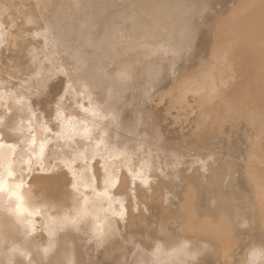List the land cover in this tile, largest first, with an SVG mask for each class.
Instances as JSON below:
<instances>
[{"label":"bare ground","instance_id":"bare-ground-1","mask_svg":"<svg viewBox=\"0 0 264 264\" xmlns=\"http://www.w3.org/2000/svg\"><path fill=\"white\" fill-rule=\"evenodd\" d=\"M207 1L216 0H31L36 9L38 7V9L45 10L40 13L44 14V17L40 15L43 17L40 20L43 19V21L36 27V29L42 30L31 33L33 39L34 36H39L43 44L46 43V40L50 43L49 50L48 44L44 45L47 48L43 47V49V44L41 43L42 45L39 47L40 44L37 43L38 47L43 49L41 53L38 48H35L38 52L36 50L32 52L31 49L23 51L27 49L23 48V45L27 43L25 40V44H23L22 36L24 35L18 30L22 29L23 25L20 24L21 26L17 30H12L7 25L4 26L0 20V50L3 46L8 45L14 49L15 47L21 49V51L16 49L20 56L13 57L15 70L12 71L13 73L10 71L9 74L16 75L15 73L19 72V75L22 71L27 73V76H20L21 79L31 80L38 85L43 83L46 85L53 81V77L50 76L53 68L50 72L48 71L47 75L45 68L51 64L54 65L52 60L57 57L56 55L61 54L59 57H62V52L68 51L73 59L68 57V53L65 55L70 59L69 62L73 60L74 63L66 64L68 62L66 57L65 61L63 58V60L60 59L65 63L59 62L58 59L57 64V60L54 58L56 63L54 71H58L61 77V80L58 79L60 86L56 92L58 99L55 103H44L58 117L59 121L56 124L52 123L54 124L52 125L50 122L51 125L48 123L45 125L41 116L35 112L37 115H33L34 117L30 121L22 122L21 119L23 120L24 117L18 118L21 121V123L18 121L20 124L18 126L26 127L15 136L18 137L16 141L20 139L18 143L15 138H12L14 141L9 138L11 143L5 138L1 139L2 133L0 132V196L5 199V202L0 204V246L4 245L6 249L8 248V251L5 250L7 252L5 257L0 258V264H20L21 262L14 259L16 255H21L26 259L35 258L34 261L37 260V264H74L73 259L77 264H92L94 260V264H125L129 254V257L133 258L137 253L142 255L140 256L141 260H143V256L155 259L152 260L156 261L155 264H264V154L258 153L260 138L256 137L254 132L241 145L230 134V128L224 129L223 126V131H217L208 123L213 116L223 118L224 112H233L229 119L234 123L236 122L235 118L240 119L242 116L232 107L235 94L241 89L243 79L248 82L250 74L255 73L260 64L254 60L256 57L253 55L242 53L239 50H231L228 35L232 22H234L231 31L233 38L238 37L248 41L250 34L258 31L259 36L255 42L260 45V50L257 57L264 56V26H260L256 31L252 27L258 16L264 15V0H239L243 11L237 17L231 14L227 0H217L221 3V9L218 12L220 17L217 18L207 17ZM234 2L236 6L237 0ZM27 3L29 2L27 1ZM15 4L13 0H0V11L4 10L5 12V9ZM85 4L84 17L76 18L78 12L75 11L77 14L74 16L75 12L73 11L76 7L73 10V6H84ZM160 4L163 5L164 11L166 9L164 6L168 7L165 13L159 8ZM77 8L79 9V7ZM168 10L170 13H167ZM35 12L37 14V11ZM173 12L175 17L177 16L176 12L180 15L181 21H184V28L183 26L180 28L183 29V33L176 36L172 31L173 28L171 30L167 27L170 18L174 17ZM31 14L26 13L24 16L26 22H38L39 19L34 16L35 14ZM81 14L83 15L82 12ZM117 14L125 16L122 19L120 17L116 19ZM202 18L203 23L200 22ZM206 18H208L207 21ZM65 23L69 27V36L64 30L65 28L62 29V25ZM177 23L179 24V22ZM201 23L203 25L206 23L203 30ZM101 28L106 29L105 32L108 28L114 35H112L114 38H111L115 40L135 39L147 35L148 38L145 37L146 39L136 49L122 47L124 51H121L120 58L121 61L125 59V62L131 66L141 65V72H146L153 65L162 68V71L160 69L157 72L152 70L150 75L151 79L154 78L162 89L166 90L167 88L171 92V99L167 100L164 114H169V108L172 106L180 110L173 116L174 118L185 116L188 111H192L188 96L190 95L189 91L193 93V90L186 88L189 91L187 90L188 93L184 92L183 94L189 95L182 97L181 93V98L178 97L180 94L178 92L181 85L188 79L200 76V81L197 80L196 83L202 82L207 90L204 91L205 93L201 92L203 94L199 97L194 98L196 109L191 120V130L189 131L185 124L182 125L186 126L189 133L187 131L181 134L179 131L181 135L178 137H168L166 128L170 125L166 124L165 127H162L158 122L163 112L152 111L150 107H145L156 89L154 87L151 89L148 86L151 82L145 84L142 90L140 89L142 83L140 88L138 85L137 90L141 91L132 97L126 95L128 98L121 99L109 92V98L104 103H97L87 98L85 85L81 80L72 81L76 64H78L76 63L77 59L83 63V60L88 59V54H90H87V50L91 46L88 47L89 49L87 46L94 42L99 44L100 40L104 39L99 37L98 31ZM31 29L29 27L28 30L31 31ZM26 35L29 36V34ZM71 35H74L75 40H70ZM172 35L173 39H171ZM184 38L200 41L201 53H206L207 56L208 54L212 55L208 58L215 56V61L222 58L223 63L221 59L219 63L224 66L221 67L218 64L219 68L213 69L210 65L216 63L215 61L211 63L209 60L210 64L208 65V59L203 63L195 59V54L192 53V61L196 62L198 66H193L192 69L188 67V70L185 68L186 72L183 75H180L179 72L178 75L177 71L180 69L177 68L176 71L174 66L176 63L185 61L183 58H186L185 53L188 50ZM30 40L27 41L30 43ZM136 40L137 38L135 42ZM85 42H87V46L85 44L87 49L84 48L86 52H83L82 45ZM112 43H108V45L114 47L116 41ZM143 46L149 47H147L149 53L144 52ZM93 47L91 50L94 49ZM98 47L100 46H97V50ZM108 47L107 49L113 48ZM225 47H228L229 50L227 51L228 48L225 50ZM33 48L32 50H34ZM117 48L115 47V50ZM190 51H192L191 48ZM95 52L97 51L95 50ZM101 52L103 53L102 50ZM101 52L100 56L102 55L104 58L105 51L103 54ZM198 52H200L199 49ZM111 56L113 55L111 54ZM0 57L4 58L5 56ZM108 57L106 55L107 59ZM6 58L10 59L8 56ZM112 58L110 57V59ZM27 59L28 61L36 59L32 68L27 65ZM6 61L2 60L3 63ZM91 61H89V67ZM125 62L120 63L126 64ZM3 63L2 65H4ZM101 65L104 66L102 59ZM107 65L105 64L106 69ZM112 65L115 68L117 63ZM187 66H192V64L189 62ZM5 67H1L4 74L8 71ZM79 67L81 68V66ZM93 68L96 67L93 66ZM97 69V73L101 76L102 72H99V67L95 69V72ZM110 69H113V66L107 70ZM80 71L82 73V69ZM77 72L78 70H76V75L79 74ZM91 72L94 73L93 76L97 75L99 80L102 79L98 76L99 74ZM107 72L105 73L104 70L102 75L109 73L111 75V72ZM121 72L120 74L116 73L119 75V77L117 76L119 86L125 87L133 84L134 77L127 75L131 71ZM166 72L168 73L165 75ZM112 76L114 75L112 74ZM126 76L129 78L126 79ZM135 76L137 75L135 74ZM1 77L0 94L4 91H12V84L8 83L9 80L7 81L6 76ZM114 79L115 77L112 80ZM135 79L138 80L136 77ZM95 80H91V84L93 83L95 86L97 83L96 86H98L99 80L97 82ZM104 80L103 83H105ZM135 82L131 87L133 91ZM30 84L27 83V85ZM157 84L156 87H158ZM110 85L109 83V87ZM185 85L187 86V84ZM189 85L188 87H191ZM26 86L22 88L21 92L26 94L27 99H25L28 100V95H35L29 89L30 87ZM119 86L113 87L118 93L120 88H124H119ZM195 86L194 84L193 88ZM184 89L182 88V90ZM132 90L128 94L132 93ZM197 90L199 91V89ZM20 93L19 95L23 97ZM160 93L162 94V92ZM92 94H94L93 90ZM163 94L166 95V91ZM103 95L106 96V94ZM101 96L99 95V97ZM16 97L20 99L18 96ZM161 98L163 100V96ZM168 98L170 95L166 99ZM221 102L224 103L223 111L221 107H218ZM18 103L21 107L26 106L24 102ZM29 114H27L28 117ZM166 120L168 119H164L163 123ZM246 123L251 127L250 129L256 131V122L251 114L246 117ZM123 124L130 125L134 131L140 129V139L134 141L125 137L123 134L126 131L121 127ZM182 129L183 127H181V131ZM14 130L16 129L14 128ZM176 132L178 133V131ZM216 132L220 137L211 141L212 134ZM189 135L195 136V139L189 141ZM192 137L190 136V138ZM150 138L156 141L151 143L149 142ZM164 138H168L166 140L168 143L163 142ZM1 140H5L7 143H3ZM191 147H194L193 153L195 149L197 150L195 152L198 153L195 158L190 155V157L193 156V159H189L190 157L187 159V151ZM25 152L32 157L31 164L22 155ZM32 164L35 165L34 168H31ZM80 234L87 237L89 241L82 236L89 244L93 242L90 246L85 241L86 247L87 245L96 246V252H100L104 257H99V254L98 257L94 256L95 252L94 257L86 258L82 252L83 247L79 244L80 247L75 245L77 253L74 252L76 253L74 258L62 254V241L75 239L76 236L81 237ZM76 241L74 242L76 243ZM90 241L92 242L90 243ZM78 243L82 244L83 242ZM2 247L1 251H3ZM157 249L159 253L155 255ZM93 252L91 251L89 254ZM249 253L252 254L253 261L249 258ZM139 259L136 258L137 261ZM144 261L148 264V260Z\"/></svg>","mask_w":264,"mask_h":264},{"label":"rangeland","instance_id":"rangeland-1","mask_svg":"<svg viewBox=\"0 0 264 264\" xmlns=\"http://www.w3.org/2000/svg\"><path fill=\"white\" fill-rule=\"evenodd\" d=\"M16 4L14 5V6H9L8 7V9H5V12H4V10H2V11H0V20L2 21V23L4 24V26L5 25H7L10 29H12V30H17L18 29V27L19 26H21V25H23V28L21 29H18L19 30V32H22V35H24V36H22V39H23V44H25V42L28 44H25V45H23V48L25 49V48H27L26 50H23L24 52H26L27 50L29 51V49H31L30 51H32V52H34L36 49L35 48H38V50L40 51V53H41V51L44 49L43 47H45V48H47V46H48V50L50 49V43L48 42V40H46L45 42L46 43H44L43 44V42H42V40H41V38L38 36H34V39H36V41H34V39L32 38V35H31V33L32 32H34V33H37V32H40L42 29H36V27H37V25H38V23H40L41 21H43V19H41L40 20V18H43L44 16V14L42 15V14H40V13H43L44 11L42 10V9H38V7H37V9H36V6H35V4L33 3L32 4V2H31V0L29 1V0H13ZM27 1L29 2V3H27ZM25 2H26V4H25ZM31 2V3H30ZM240 2L241 1H239V0H237V3H236V6H235V2H234V0H227V3H228V5H229V7L231 8V14L233 15V16H235V17H237V16H239L240 15V13L243 11V9H242V7H240ZM260 2H262V1H260ZM177 5V4H176ZM175 5V6H176ZM16 6V7H15ZM34 6H35V11H37V14H36V12L34 11ZM86 4L84 5V6H73V10H74V8L76 7V9L73 11V12H75V11H77L78 12V14H77V12H75V13H73L74 14V16H76V14H77V16H76V18H83L84 17V15H85V9H86ZM139 6H141V5H139ZM143 6H145V5H143ZM142 6V7H143ZM178 6V5H177ZM19 7V8H18ZM77 7H79V9L77 8ZM162 7H163V5H159V8L165 13V11L167 10V8L168 7H165L164 6V8H166L165 9V11H164V9H162ZM206 7H207V17L209 16H211V17H213V18H217V17H220V14H218V12H219V10L221 9V3H219V1H213V2H211V1H207V4H206ZM178 8V7H177ZM12 9V10H11ZM25 9V10H24ZM29 9H30V11H29ZM9 10V11H8ZM18 10V11H17ZM38 11H40V12H38ZM25 12V13H24ZM81 12L83 13V15L81 14ZM169 12V10L167 11V13ZM3 13H4V15H3ZM9 13H11V14H9ZM21 15H20V14ZM26 13L27 14H30V15H32L31 13H34L33 15L35 16V17H37V19H39L38 20V22H36V21H32V22H26V20L24 19V16L26 15ZM166 13V14H167ZM170 13V12H169ZM171 13H172V11H171ZM17 16H15V15ZM175 14L177 15L176 17H175V15H174V12H173V16L174 17H172V19H173V21H174V18H176L175 19V21L173 22L172 21V19L170 18V20L168 21V23H167V27L168 28H173V32H175L174 34V36H176L177 34H179V33H183V29H180V28H182V26H183V28H184V21H181V19H180V15H178V13H176L175 12ZM11 15H13V16H11ZM23 15V16H22ZM43 16V17H41V16ZM81 15H82V17H81ZM123 15V16H122ZM171 15V14H170ZM3 16V17H2ZM21 16V17H20ZM78 16H80V17H78ZM125 15L124 14H117V16H116V19H118L119 17H120V19H122L123 17H124ZM172 16V15H171ZM12 17V18H11ZM39 17V18H38ZM178 17H179V19H178ZM3 19V20H2ZM7 19V20H6ZM9 19V20H8ZM207 19L208 18H206V21H207ZM5 20V21H4ZM205 20V19H204ZM17 21V22H16ZM24 21V22H23ZM180 21L182 22V24L180 23ZM5 22V23H4ZM35 22V23H34ZM177 22H179V24L177 23ZM200 22H202L203 23V18H202V21H200ZM201 23V25H202V30H203V26H204V29H205V24L203 25ZM17 24V25H16ZM21 24V25H20ZM64 24V23H63ZM160 24L162 25V21L160 22ZM170 25H172V26H170ZM181 25V26H180ZM63 27H62V29H64V30H66L67 31V35L69 36V27H68V24L67 23H65V25H62ZM177 26V27H176ZM233 26H234V22H232V24H231V27H230V33H229V35H228V37H229V42H230V48H231V50H239V51H241L242 53H247V54H250V55H253L254 57H256V58H254V60H256L259 64H260V66H257V68H256V72L255 73H253L252 75L250 74V78L248 79V82H246V80H244L243 79V81H244V83H243V81H242V84H241V89L239 90V92H236V94H235V98H234V103H233V105H232V107L235 109V111L237 112V113H240L242 116L240 117V119L239 118H235L236 119V122L234 123V122H232L230 119H229V117L230 116H232L233 115V112L231 111L230 113H226V112H224V116H222L223 118H219V117H217V116H213L210 120H209V125H211L214 129H216L217 131H223L225 128H230V134L232 135V137L234 138V139H236V141H237V143H239V144H241L242 145V143H244V141H245V139H247V138H249L250 136H252V134L255 132V136L256 137H258V138H260V143H259V146H260V148H259V154L260 155H263L264 154V56H258L257 57V54H259L258 53V51L260 50V45L257 43V42H255L256 40H257V38H258V36H259V34H258V31H256V29L257 28H259L260 26H264V15L263 16H258V19L253 23V29H255V33H251L250 34V36H249V40L248 41H244L243 39H241V38H238V37H235V38H233L232 36H231V31H232V29H233ZM2 27V26H1ZM28 27V28H27ZM29 27H31L32 29H31V31H29L28 29H29ZM34 28V29H33ZM106 31V29H104V28H101L98 32L100 33L98 36L100 37V38H104L102 41L100 40V43L98 44V42L95 44V42L94 43H89V44H91V45H89V46H87V42H85L83 45H82V49H83V52H86V49L88 48V47H93L94 49H92L93 50V52H92V50H91V47H90V51L89 50H87L88 52H87V54L88 53H90V54H88V59H86V60H83V63H81L80 62V60H78L77 59V61L78 62H76V63H78V64H76L77 66H76V70H78V72H77V74L79 73H81V69H82V73H83V71H84V74H82L81 73V76H80V78H78V76H79V74L78 75H76L75 73H76V70L74 71V73H73V76H72V81H79V80H81V82H83L84 83V85H85V93L88 95V99L89 100H93V101H96L97 103H104L105 102V100L106 99H108L109 98V96H108V94H109V92H112L111 94L113 95V96H115V97H119V98H121V99H125V98H128V96H134L136 93H138L139 91H141L142 90V88L145 86V84H148V83H150V85L148 84V86L152 89L153 87L154 88H156L157 89V91H156V89H155V93L151 96V98H150V100L146 103V105H145V107L147 108V107H150L151 109H152V111H162L163 112V115L162 116H160L159 117V124L162 126V127H165L166 126V124L169 126V127H167L166 129H168V131H166V133H168L167 135H168V137H172V136H174V137H178L179 135H181L182 133H186L188 130L187 129H189V131L191 130V128H192V118L194 117V115H195V109H196V107H195V103L193 102L194 101V98L196 97H199L200 95H202L203 93H205L204 91H206L207 89H206V87H205V85L201 82L200 84H199V77L200 76H193V80L191 81L190 79H188L183 85H181V88H180V91L178 92V97H180V95H181V93H182V97H185V95L186 94H183L184 92L186 93L187 92V90L188 89H186V88H189V89H191V90H193L192 92L193 93H191L189 90V93H190V95L189 94H187L186 95V97L188 96L189 97V103H190V107L192 108V111H188L187 112V114L185 115V116H180L179 118H174L173 116L179 111L180 112V110H178V108L177 107H175V106H172V107H170L169 109H170V113L168 114V113H165L164 114V109H165V107L167 106V102L171 99V92L169 91V90H167V88H166V90H164V89H162V87L160 86V85H158L157 84V81H155V79L153 78V79H151L152 78V76L150 75L152 72V70H154V71H159V69H160V71H162V68L161 67H159L158 65H156V66H151V67H149V69H147L146 70V72H141V70H142V66L141 65H138V64H135V65H132L131 66V64H129L128 62L126 63L125 62V59H124V61H123V59H122V61H121V58H120V54L124 51V49H128V48H130V49H136V47L138 48L139 46H140V44H142L143 43V41L146 39V38H148L147 37V35H142V36H144V37H142V36H139V37H136L137 38V40H136V42H135V39H133V38H124L123 40H121V39H119V40H115V39H113L114 37V35L113 34H111L110 33V31H109V29L107 28V32H105ZM180 30H182V31H180ZM180 31V32H179ZM106 33H107V35H106ZM108 33H110V34H108ZM26 34H29V36L28 35H26ZM98 34V33H97ZM103 35V36H102ZM109 35H111V36H109ZM113 35V36H112ZM28 39H27V38ZM108 37V38H107ZM111 37H113V38H111ZM146 37V38H145ZM70 40L72 41V40H75L74 39V35H71L70 36ZM31 39V40H30ZM171 39H173V35H172V37H171ZM185 39V38H184ZM26 40V41H25ZM27 40H30V43L27 41ZM34 42H33V41ZM41 40V41H40ZM107 40V41H106ZM112 40V41H111ZM187 40V41H186ZM25 41V42H24ZM104 41V42H103ZM108 41H110L111 43L113 42L114 43V41H116V43H114V47H113V45H110L111 47H113V48H109L110 46L108 45V43L109 44H111L110 42H108ZM122 41V42H121ZM142 41V42H141ZM31 42H32V44H31ZM36 42V43H35ZM39 42V43H38ZM48 42V43H47ZM121 43V44H123V45H119V43ZM132 42V43H131ZM141 42V43H140ZM185 42H186V44H187V46H188V50L186 51V53H185V55H186V58H183V60L185 59V61H182V62H179V63H176L175 64V66H174V69H176V71H177V68H178V70L179 71H177V73H178V75H179V72L181 73L180 75H183L186 71V69L188 70L189 68L190 69H192L193 68V66L195 67L196 65L198 66V64L195 62L194 63V61H192V58H193V54L192 53H194L195 55H197V56H195L194 55V57H196L195 59H197L198 61H202L203 63L206 61L207 62V59H208V62L209 63H207L208 65L210 64V61L209 60H211V63H213V61H215V56L214 57H212V58H208L210 55L208 54V56L206 55V53L205 54H203V52L201 53V46H200V44H201V42L200 41H198V40H193V41H191V40H189L188 38H186L185 39ZM191 42V43H190ZM198 42V43H197ZM37 43H38V45H39V47H41V45H42V48L40 49L39 47H38V45H37ZM42 43V44H41ZM105 43H107V44H105ZM112 43V44H113ZM34 44V45H33ZM46 44H48L47 46H44V45H46ZM85 44H86V46H87V48H86V46H85ZM118 46H117V45ZM197 44H199V45H197ZM31 45H33L32 47H29V46H31ZM52 45H54V44H52ZM51 45V46H52ZM100 46V47H98V50H97V46ZM109 48V49H107V47ZM132 45V46H131ZM194 45V47H192ZM37 46V47H36ZM85 46V47H84ZM101 46H102V48H106V49H102L101 48ZM34 47V48H33ZM115 47L117 48L116 50H115ZM120 47V48H119ZM122 47H124V49L122 50ZM126 47V48H125ZM132 47V48H131ZM147 47L148 46H143V48H144V52H148L149 51V49H147ZM197 47V48H196ZM199 47V48H198ZM32 48L34 49V50H32ZM84 48H86L85 50H84ZM96 48V49H95ZM146 48V49H145ZM149 48V47H148ZM190 48H191V50L193 51H190ZM193 48H195V49H193ZM226 48H228V47H225V50H226ZM6 49H7V51H6ZM16 49H19L20 51H21V49L18 47H15V49H14V47H12V46H3L2 47V49L0 50V56H5L4 58L2 57H0L2 60L4 59V61H6L7 62V64H8V66H7V64H6V62H2V60L0 59V71H2L1 70V67L2 66H6L5 68L9 71H7V72H5V74H4V72L2 71V72H0V79L2 78L1 76H6V79H7V81H8V83H10V84H12L11 86H12V91H4L3 93H1L0 94V132L2 133L1 134V139H4L5 138V140H7V141H10V139L12 140V141H14L13 139L15 138V141L16 140H18L17 138L18 137H15V136H17V134L18 133H20V131H23L26 127H22V128H20L19 126H20V124H18V121L21 123V121L23 122V121H30L35 115H40L41 116V118H42V121H43V123L45 124V123H48L49 125H51L52 123H57L58 121H59V119H58V117L57 116H55V114H54V112H52L51 110H49L47 107H46V103H44V102H49V103H55L56 101H57V97H58V93L56 94V92H57V88L60 86L59 85V83H60V81H58V79L59 80H61V77H60V73H58V71H54L55 69V65H56V63L54 62L55 60H57L56 62H57V64H58V61L61 59V60H63L64 59V61L66 60L65 58L67 57L66 55V53H68V57H70V54L71 53H69L68 51H66V53H63L62 52V57H59L61 54H59V55H56L57 57H54V58H56L55 60H54V58H53V64L54 65H50V66H48V67H46L45 68V73H46V75L47 74H49V72L51 71V69L53 68V70L50 72V76L51 77H53V81L51 82V83H48V84H37V83H33L31 80H26V79H21L22 77H20V76H24V77H26L27 76V73H23L22 71L20 72V74L18 75V73L19 72H17V73H15L16 75H12V71H14L15 70V68H14V66H13V57H19L20 56V54H18V50H16ZM103 51V53H104V51H105V54L107 55V57H108V59L106 58V55H103V56H105L104 58L102 57V55L100 56V52H101V50ZM113 49V50H112ZM198 49H199V51L200 52H198ZM11 50V51H10ZM13 50H14V52H13ZM52 50H53V47H52ZM95 50L97 51V52H95ZM100 50V51H99ZM110 50H111V52H110ZM119 50V51H118ZM229 50V48L227 49V51ZM1 51H3V52H1ZM107 51H108V53H107ZM122 51V52H121ZM36 52H38L37 50H36ZM98 52H99V54H98ZM113 52V53H112ZM1 53H3V54H1ZM8 55H7V54ZM39 53V54H40ZM102 53V52H101ZM102 53V54H103ZM109 53H110V55H109ZM149 53V52H148ZM187 53H188V55H187ZM12 54H14V55H12ZM53 54H54V50H53ZM64 54V55H63ZM66 54V55H65ZM95 56H93V55ZM98 56V58H96L97 56ZM111 54L113 55V56H111ZM11 55V56H10ZM41 55V54H40ZM207 56V58H205L206 56ZM8 56V58H10V59H7L6 57ZM63 56H65V57H63ZM72 56V55H71ZM92 56H93V58H92ZM189 56V57H188ZM212 56V55H211ZM210 56V57H211ZM68 57H67V59H68ZM73 57V56H72ZM91 57V58H90ZM100 57V58H99ZM110 57L112 58V59H110ZM189 59H188V58ZM63 58V59H62ZM202 58V59H201ZM219 58V57H218ZM6 59V60H5ZM59 59V60H58ZM70 59H73V58H71L70 57ZM70 59H68L67 61L68 62H66V64H68V65H70L69 63H71L73 60H71L70 62H69V60ZM74 59H76V58H74ZM101 59H102V63L104 64V66H105V64L108 66V68L110 67V68H112V66H113V69H110V70H113L112 72L110 71V70H107L106 69V66L104 67V66H102L101 65ZM104 59H105V61H104ZM113 59H116V60H113ZM118 59H120V60H118ZM187 59V60H186ZM220 59H221V62L222 61H224L222 58H219V60L217 61V59H216V63H213V65L211 64L210 66H211V68H213V69H216V68H219V67H217L218 66V64H219V66L221 65V67L222 66H224V65H222V64H220L219 62H220ZM11 60V61H10ZM59 61V62H61V63H65L64 61ZM91 60H93V61H91ZM95 60V61H94ZM85 61H87L85 64H86V66H85V64H84V62ZM89 61H91L90 62V64H91V68L89 67ZM108 61V62H107ZM111 63H110V62ZM113 61V62H112ZM127 61V60H126ZM255 61V62H256ZM9 62H11L10 64H9ZM31 62V63H30ZM34 62V63H33ZM98 62H100V63H98ZM107 62V63H106ZM119 62V63H118ZM120 62H125L126 64H122V63H120ZM130 62V61H129ZM191 63L192 64V66H187L188 65V63ZM248 62V61H247ZM2 63L4 64V65H2ZM35 63H36V59H33L32 61H28V59H27V65L30 67V68H32V66H34L35 65ZM93 63L95 64L96 63V65H93ZM100 64V65H98V64ZM115 63H117V65L118 64H122L121 66L120 65H115V68H114V65H112V64H115ZM223 63V62H222ZM6 64V65H5ZM71 64H74L73 62L71 63ZM80 64H83V65H80ZM180 64V65H179ZM194 64V65H193ZM214 64H216L215 66H214ZM94 67H96V68H100L99 69V72L101 73L102 72V74H103V71L105 70V73L108 71V72H111V75H110V73L109 74H106V75H102L101 74V76H100V74L99 73H97L98 72V69H97V71L95 72V69L96 68H93V66ZM128 65H130V66H128ZM79 66H81V68L79 67ZM82 66H83V68H82ZM177 66V67H176ZM183 66V67H182ZM187 66V67H186ZM209 66V67H210ZM119 67V68H118ZM158 67V68H157ZM176 67V68H175ZM189 67V68H188ZM192 67V68H191ZM216 67V68H215ZM12 68V69H11ZM78 68V69H77ZM122 68V69H121ZM134 68V69H133ZM141 68V69H140ZM186 68V69H185ZM11 69V70H10ZM91 69V70H90ZM101 69H103V70H101ZM115 69V70H114ZM124 69V70H123ZM133 69V70H132ZM136 69V70H135ZM138 69H140V70H138ZM182 69V70H181ZM196 69V68H195ZM90 70V72L91 71H93V72H95V74H99L98 76L100 77V79L102 78L103 80L104 79H108V80H110V81H108V80H104V82L105 83H103L102 81V79L101 80H99V78L97 77V75H95V76H93V74L94 73H92V76H91V74H90V72H88ZM107 70V71H106ZM116 70H117V72H116ZM138 70V71H137ZM183 70H184V72H183ZM10 71L12 72L11 74H9L10 73ZM49 71V72H48ZM122 71V72H121ZM126 72V71H131V73H129V74H127L128 76H132V77H134V79H135V77L136 78H138V80L137 79H133V84H134V82H135V89H136V91H135V89H134V91L131 89V87L132 86H134L133 84H131L130 86H119L120 84H119V75L118 74H120V72L121 73H124V72ZM55 72V73H54ZM107 72V73H108ZM136 72V73H135ZM140 72V73H139ZM164 72V71H163ZM116 73H118V74H116ZM147 74V75H145V74ZM168 72H166L165 73V75L167 74ZM22 74H24V75H22ZM54 74V75H53ZM57 74V75H56ZM90 76H89V75ZM112 74L114 75V76H112ZM135 74L138 76H135ZM139 74V75H138ZM142 76H141V75ZM59 75V76H58ZM83 75V76H82ZM107 75H109L110 77L109 78H114L115 77V79L114 80H112V79H109L108 78V76ZM126 75V74H125ZM149 75V76H148ZM107 76V77H106ZM118 76V77H117ZM128 76H126V79H128L129 77ZM143 76H145V77H143ZM255 76V77H254ZM12 77V78H11ZM56 77V78H55ZM58 77V78H57ZM71 77V76H70ZM85 77V78H84ZM90 77H92V78H90ZM97 77V79L99 80H97L98 81V86H99V88H98V86H96L97 85V83H95L96 85L94 86L93 85V83L91 84V80H95V78ZM139 77H141V78H139ZM195 77V78H194ZM198 77V79H196ZM74 78H75V80H74ZM78 78V79H77ZM89 78H90V83L88 82V80H89ZM146 78V79H145ZM71 79V78H70ZM118 79V80H117ZM141 79V80H140ZM86 80V81H85ZM143 80V81H142ZM147 80V82H145ZM194 80H196V81H194ZM197 80H199L198 81V83H196L197 82ZM1 81V80H0ZM96 81V80H95ZM96 81V82H97ZM100 81H101V83H100ZM112 81V82H111ZM114 81V82H113ZM118 81V82H117ZM142 81V82H141ZM154 81V82H153ZM191 81V82H190ZM194 81V82H193ZM32 82V84H30ZM112 85H110V87H109V83ZM117 82V83H116ZM138 82V83H137ZM192 82H193V84H192ZM27 83L28 84H30V85H27ZM107 83V85H105ZM143 85H142V84ZM189 83H191L190 85H191V87H188V85H189ZM19 84H21V85H19ZM61 84H62V82H61ZM101 84V85H100ZM103 84H104V86H103ZM114 84V85H113ZM137 84V85H136ZM140 84H141V88H140ZM156 84H157V86L158 87H156ZM185 84H187V86L185 85ZM194 84L196 85L195 86V88H193L194 87ZM16 85V86H15ZM27 85V86H26ZM89 85V86H88ZM117 85L119 86V88L120 87H124L123 89L122 88H120L121 90L119 91V93H118V91H115L116 90V88H117ZM139 85V86H138ZM189 85V86H190ZM30 87L29 89L32 91V93L35 95V96H33V95H28V100H26L27 98H26V94H24L23 92H21L23 89V87ZM101 86V87H100ZM137 86H138V88H140L139 90H137L138 88H137ZM183 86V87H182ZM204 86V87H203ZM95 87H97V88H95ZM105 87V88H104ZM113 87H116V88H113ZM184 87H185V89H184ZM91 88V89H90ZM109 88V89H108ZM127 89V91H126V89ZM182 88L184 89V90H186V91H184V90H182ZM205 88V89H204ZM45 89V90H44ZM104 89V90H103ZM106 89H108V90H106ZM161 89V90H160ZM197 89H199V91L197 90ZM39 90H40V92H39ZM56 90V91H55ZM87 90V91H86ZM92 90H93V93L94 94H92ZM118 90V89H117ZM128 90H130V91H128ZM131 90L134 92H132V93H130V94H128V92H131ZM163 90H164V92H163ZM200 90H202V91H200ZM45 91V92H44ZM91 91V92H90ZM96 91V92H95ZM126 91V92H125ZM165 91H166V95L165 94H163V93H165ZM168 91H169V93H168ZM21 92V93H20ZM44 92V93H43ZM99 92H101L100 94H99ZM108 92V93H107ZM125 92V93H124ZM158 92V93H157ZM160 92H162V94L160 93ZM201 92H203V93H201ZM19 93L20 94H22L23 95V97H21V95H19ZM99 94L101 97H99V95H98V97H97V94ZM121 93V94H120ZM188 93V92H187ZM198 93V94H197ZM91 94V95H90ZM96 94V95H95ZM103 94H106V96H104ZM156 94V95H155ZM57 95V96H56ZM90 95V96H89ZM126 95H128V96H126ZM158 95V96H157ZM163 96V100H162V98H161V96ZM168 95V96H167ZM169 95H170V98H168V99H166L167 97H169ZM192 95V96H191ZM12 96V97H11ZM16 96H18L20 99H18ZM25 96V97H24ZM56 96V97H55ZM126 96V97H125ZM159 96H160V98H159ZM90 97H92V98H90ZM103 97V98H102ZM166 97V98H165ZM26 98V99H25ZM40 98H42V99H40ZM94 98V99H93ZM160 100H159V99ZM181 98V97H180ZM19 100L18 102H24L25 104H26V106L25 107H21L20 105H19V103L16 101V100ZM40 99V100H39ZM49 99V100H48ZM24 100V101H23ZM168 100V101H167ZM26 101H28V102H26ZM29 104V105H28ZM32 105V106H31ZM223 105H224V103L223 102H221V103H219V105H218V107H221V110L223 111ZM74 106V105H73ZM28 107H30V108H28ZM2 108V109H1ZM17 108V109H16ZM20 108H22L21 110H20ZM28 108V109H27ZM35 108V109H34ZM24 109V110H23ZM26 109V110H25ZM44 109H46V110H44ZM30 110V111H29ZM32 110V111H31ZM8 111V112H7ZM22 111V112H21ZM24 111V112H23ZM26 111H28V112H26ZM34 111V112H33ZM173 111V112H172ZM21 112V113H20ZM35 112L37 113V114H35ZM43 112V113H42ZM30 113V114H29ZM174 113V114H173ZM27 114H29L30 116L28 117V115ZM172 114V115H171ZM249 114H251V116H252V118L254 119V121L256 122V124H255V126H256V131H253V129H250L251 127L246 123V117L249 115ZM32 115V116H31ZM34 115V116H33ZM165 115H166V117H165ZM169 115H171V116H169ZM13 116V117H12ZM164 116V117H163ZM6 117V118H5ZM17 117V118H16ZM24 117V118H23ZM182 117V118H181ZM3 118V119H2ZM20 118H23V120L21 119V121L19 120ZM168 119V120H166V121H164V123H163V120L164 119ZM162 119V120H161ZM176 119V120H175ZM183 119V120H182ZM3 120V121H2ZM17 120V121H16ZM183 121V123H182V121ZM189 120V121H188ZM13 121H15V122H13ZM48 121V122H47ZM178 122V126H177V122ZM181 121V122H180ZM2 122V123H1ZM13 122V123H12ZM50 122H51V124H50ZM169 122V123H168ZM174 123H175V125H174ZM188 123V124H187ZM4 124V125H3ZM14 124V125H13ZM17 126H16V125ZM183 124H185L186 126H187V129H186V126L184 125V126H182ZM191 124V125H190ZM13 125V126H12ZM19 125V126H18ZM45 125H47V124H45ZM52 125H54V124H52ZM190 125V126H189ZM16 126V127H15ZM171 126H172V128H171ZM223 126H224V129H222L223 128ZM122 129L123 130H125L126 132L123 134L122 132H120V133H122L125 137H127L128 139H130V140H139L140 139V137H139V135H140V129H138V131H134L133 129H131L130 128V125H128V124H123L122 126ZM181 127H183V129H182V131H181ZM9 128V129H8ZM14 128L16 129V130H14ZM173 128H174V131H173ZM184 128H185V130H184ZM12 129V130H11ZM23 129V130H22ZM14 131H17V132H14ZM176 131H178V133L176 132ZM179 131L181 132V134H179ZM183 131H185V132H183ZM189 131H188V133H189ZM174 132V133H173ZM12 133H14V134H12ZM170 134V135H169ZM176 134V135H175ZM3 135H5V136H3ZM213 135V137H211V141H214V140H216L217 138H219L220 137V135H219V133L218 132H216L215 134H212ZM211 135V136H212ZM190 136L192 137V135H189L188 137L190 138ZM10 138V139H9ZM13 138V139H12ZM20 138V137H19ZM188 138V140L190 141L191 139L193 140V138L195 139V136H193L192 138H190L189 139ZM5 140H1L3 143L4 142H6L7 143V141H5ZM164 140V141H163ZM162 141L165 143V141L166 140H168V138H164ZM19 141H20V139H19ZM19 141H16L17 143L19 142ZM156 140H154V139H149V142H155ZM10 143H11V141H10ZM12 143H15V142H12ZM30 143V142H29ZM166 143H168V141H166ZM192 143V142H191ZM56 144V143H55ZM193 144H194V142H193ZM13 146L15 145V144H12ZM12 146V147H13ZM189 149H190V152H189ZM188 149V153H187V155H186V158L188 159L189 157H190V155H193L194 156V158H195V156H197V153L198 152H195V151H197L196 149L194 150V153H196L195 155H194V153H193V149H194V147H191V148H189ZM192 151V152H191ZM190 153V154H189ZM188 154H189V156H188ZM23 156H25L26 158H27V161L31 164L32 162H33V159H32V157H30L26 152L24 153V154H22ZM193 156L192 157H190L189 159H193ZM230 157V156H229ZM264 164V163H263ZM35 167V165L34 164H32L31 165V168H34ZM5 199H4V197L2 198V196H0V204H3L5 201H4ZM81 235V237H78V236H76V238L74 239H71V240H63L62 241V245L63 246H61V252H62V254H65V256H67V255H70V257H72V258H74V256L76 255V251L77 250H75L76 249V247H75V245H81L82 247H83V249H82V252L84 253V256L86 257V258H88V259H90L91 257H94V256H97L98 257V254H99V257H101V258H103L104 257V255H101L100 254V252L98 253V252H96L97 251V247L96 246H94L93 247V245H92V247H90L91 246V244L93 243L92 241H90V243L91 244H89L85 239H83V238H86L87 239V237L86 236H84V235H82V234H80ZM79 235V236H80ZM82 236H84L83 238H82ZM75 237V236H74ZM80 240H82V241H80ZM76 239H78L77 241H76ZM76 241V243L74 242V241ZM88 240V239H87ZM70 241H71V244H70ZM85 241H86V244L88 243L89 245H87V247L85 246L86 244H85ZM89 241V240H88ZM74 242V244H72ZM78 242H83L82 244H80V243H78ZM70 245H69V244ZM85 244V245H84ZM78 245V246H79ZM71 246V247H70ZM77 246V247H78ZM1 247L2 246H0V251H1ZM66 247V248H65ZM75 247V248H74ZM80 247V246H79ZM86 247V248H85ZM91 248V250H90V248ZM110 247V246H109ZM108 247V249H110ZM5 248V249H4ZM72 248V249H71ZM8 249V248H7ZM6 249V246H4L3 245V247H2V250L3 251H1L0 253V258H2L3 256L5 257V254L7 253V252H5V250L6 251H8ZM85 249H87V250H89V251H87V250H85ZM93 249V250H92ZM96 249V250H95ZM69 250V251H68ZM71 250V251H70ZM75 250V251H74ZM84 251H86L87 252V254H85L86 252H84ZM93 252L92 254H89V252ZM136 251V250H135ZM157 251V252H156ZM155 251V255H157L158 253H159V251H158V249ZM66 252V253H65ZM74 252H76V253H74ZM95 252H96V254H95ZM95 254V255H94ZM72 255V256H71ZM86 255H88V256H86ZM92 255V256H91ZM94 255V256H93ZM101 255V256H100ZM130 255V254H129ZM129 255L126 257V263L125 264H138L140 261H142V262H140L139 264H147V263H144L145 261L144 260H148L147 262H148V264H153V262H154V264L156 263V261H152V260H155V259H153V258H147V257H144L143 256V260H141L142 258H140V256H142V255H140V253L138 254H136V256H134L133 258H130L129 257ZM139 255V256H138ZM19 255H16V257H18ZM138 256V257H137ZM3 257V258H4ZM16 257H14V259H17L18 261H19V263L20 264H37L38 263V261L36 260V261H34V259L35 258H31V259H29V258H25V257H23V256H19L20 258H22V259H20L19 257L18 258H16ZM136 258H137V260L139 259V261H137L136 260ZM249 258L251 259V261H253L254 260V258L252 257V254H250L249 253ZM129 259H131V260H129ZM151 261H150V260ZM27 261V262H26ZM30 261V262H29ZM73 261H74V264L76 263L77 264V262H75L76 260L75 259H73ZM144 261V262H143ZM250 261V260H249ZM94 262H95V260L94 261H92V264H94ZM110 262V261H109ZM131 262V263H130ZM157 264H159V263H157ZM160 264H164V263H160ZM253 264V263H252Z\"/></svg>","mask_w":264,"mask_h":264}]
</instances>
